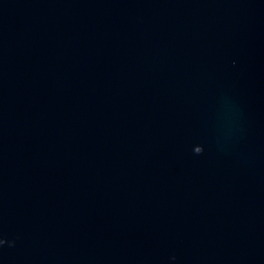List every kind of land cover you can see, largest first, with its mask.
<instances>
[{
    "label": "water",
    "instance_id": "1",
    "mask_svg": "<svg viewBox=\"0 0 264 264\" xmlns=\"http://www.w3.org/2000/svg\"><path fill=\"white\" fill-rule=\"evenodd\" d=\"M0 264H264V0H0Z\"/></svg>",
    "mask_w": 264,
    "mask_h": 264
}]
</instances>
